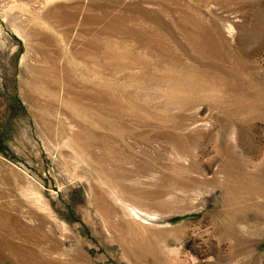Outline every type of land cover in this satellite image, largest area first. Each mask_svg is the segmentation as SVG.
Wrapping results in <instances>:
<instances>
[{
	"label": "rangeland",
	"instance_id": "1",
	"mask_svg": "<svg viewBox=\"0 0 264 264\" xmlns=\"http://www.w3.org/2000/svg\"><path fill=\"white\" fill-rule=\"evenodd\" d=\"M0 264H264V0H0Z\"/></svg>",
	"mask_w": 264,
	"mask_h": 264
}]
</instances>
